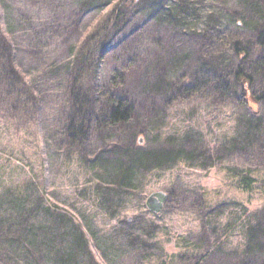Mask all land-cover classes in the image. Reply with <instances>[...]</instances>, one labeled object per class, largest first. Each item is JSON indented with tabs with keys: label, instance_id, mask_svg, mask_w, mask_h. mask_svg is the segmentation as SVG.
Here are the masks:
<instances>
[{
	"label": "rangeland",
	"instance_id": "obj_1",
	"mask_svg": "<svg viewBox=\"0 0 264 264\" xmlns=\"http://www.w3.org/2000/svg\"><path fill=\"white\" fill-rule=\"evenodd\" d=\"M180 1L147 3L171 9L179 8ZM1 4L3 12L20 20L12 24L19 59L27 70L44 71L48 62L63 66L73 51L85 58L91 53L87 50L98 47L111 52V65L118 58L136 56L139 64L126 79L136 121L125 133L109 134L115 138L110 144L131 146L128 132L134 130L140 133L135 149L138 140H143L141 150L180 155L162 170L145 173L134 193L98 192V180L90 178L97 172L82 159L83 150L58 144L68 90L51 83L50 75L39 74L40 108L19 107L0 81V217L12 221L20 212L29 221L24 246L45 247L32 240L38 230L41 238L46 237L45 243H52L54 234L59 236V256L78 246L80 256L89 258L93 252L97 264H264V103H259L254 116L239 105L237 96L230 100V93L218 88V83L229 82L237 68L222 44L209 41L194 27L158 26L131 15L113 22L116 30L94 36L96 41L79 47L83 29L76 0H3ZM192 4L202 9L196 18L208 19L217 31H223L228 15L236 12L232 0H195ZM104 20L113 21L108 16ZM229 32L247 42L256 41L242 19ZM248 45L249 72L261 55ZM30 54L38 55V60L32 63L35 58ZM88 65L92 75L91 61ZM243 68L246 71L245 63ZM260 80L254 77L255 93L262 90ZM172 82L175 88L168 85ZM185 82L199 85L200 91L180 100L177 88ZM78 85L83 95L88 94V75ZM250 119L252 123L259 119V134L243 141ZM104 144V136L95 137L86 145L87 153L90 148L96 154L105 152ZM243 177L252 179L249 192L238 186ZM155 192L168 195L159 215L145 207L146 198ZM33 255L6 248L0 252V264H53L50 255L40 263L33 261ZM72 258L69 264L81 263L79 257Z\"/></svg>",
	"mask_w": 264,
	"mask_h": 264
},
{
	"label": "trees",
	"instance_id": "obj_2",
	"mask_svg": "<svg viewBox=\"0 0 264 264\" xmlns=\"http://www.w3.org/2000/svg\"><path fill=\"white\" fill-rule=\"evenodd\" d=\"M2 1L0 0V81L6 88L8 98H13L19 107L34 106L40 108L42 99L40 96L41 84L37 81L39 74L50 75L48 80L51 83H57L56 86H59V89L64 87L68 90L66 105L62 110L67 115L64 119L61 118L59 124L61 138L58 144L61 148L83 150L82 159L88 160L93 165L91 168L97 172L90 178L92 181L98 180V192L106 194L103 190L107 189L110 190L109 193L113 192L115 196L134 193L139 186H142L145 173L151 170L160 171L180 157L179 153H171L165 150L148 151L144 148L141 150L139 145L135 149V139L139 137L140 133L136 134L134 130L128 132L131 137L129 138L131 139V146L128 143V146L119 148V145L113 147L110 144L115 138L111 139L108 137L109 134L125 133V128L127 126L132 128L131 125L136 121L135 109L126 88V79L128 81L131 75L130 69L137 67L140 61L136 56L131 59L128 57L125 59L118 58L111 65L112 60H109L111 52L106 48L98 47L94 51L87 50L91 53L85 58H80L81 56L79 57L78 53L75 54L73 51L72 55L68 56L69 61L63 66L48 62L47 69L44 71L37 70L36 67L27 70L22 66L19 59L17 32L12 24V22L17 23L20 20L11 18L8 13L3 12ZM76 1L81 7L80 21L83 29V42L79 47L96 41L97 36L102 35L103 32L116 30L117 26L113 22L119 21L120 23L122 22L120 19L131 15L144 18V20L150 21L149 23L158 26L163 24L181 30L188 27L197 28L198 31H201L200 33L208 36L209 41H217L222 44L223 52L233 56L237 68L230 75L231 78L225 86L237 94L238 98L235 99L238 100L239 105L253 112L254 116L258 114L259 103H264V56H262L264 50V18H260L264 14V0H232L236 3L234 5L236 12H231L228 15L223 31H217V27L207 22L208 19L202 22L196 18L202 9L197 10L198 7L192 4L195 0H181L180 3L177 2L178 5L180 4L179 8L171 9L170 6L164 4L147 3L150 0ZM109 10L111 14L108 13ZM104 16L112 18L113 21H105ZM97 17L99 18L97 19ZM239 19L243 20L245 28H251L256 36V41L247 42L235 32H229V27L235 25ZM101 20L105 23H102ZM107 27L109 29L105 30ZM217 35L219 37H214ZM94 36L96 38L93 40ZM248 43L256 50L255 55H261L258 62L253 63L249 72L247 65L251 63V60H249ZM37 56L30 54V57L35 58L31 61L32 63L38 60ZM89 61L92 63V70L94 69L92 75L88 69ZM244 63L248 73L243 68ZM74 70H81L80 74H73ZM87 70L88 72H86ZM87 75L90 90L88 94L83 95L78 84L82 82V77ZM254 77H261L260 83H262V90L256 93L252 91L251 87L254 83ZM168 85L175 88L176 84L172 82ZM56 86L54 85V87ZM180 88L179 90L177 88L178 95L181 96L180 100L186 95H195L196 91H200V86L195 83L189 85L185 82L180 84ZM222 94L224 95V93ZM245 126L243 141L250 137L253 138V136L255 138L259 134L257 130L261 127L259 119L253 123L250 119ZM100 135L104 136L109 152L96 154L91 151L93 148H90V152L87 153L86 145L91 144L95 137L98 138ZM131 147L134 148L131 149ZM238 182L241 190L249 192L252 185L250 177H243ZM105 196L110 199L108 194ZM20 214L19 212L13 215L12 221L10 218L6 220L5 217H0V238L4 240L2 244L0 243L1 253L5 252L6 248L8 251L21 253L23 256L32 253L34 255L31 258L36 263H40L44 259L48 261L47 257L50 255L53 264H69L71 260H74L72 257H79L80 264H97L92 255L91 247L92 253L89 258L86 255L80 256L78 252L81 249L78 246L66 249L67 252L73 253L65 252L59 256L57 251V246L60 245L59 236L55 234L52 237V243H45L46 237L41 238L40 232L37 230L34 232L35 236L32 237V240L34 243H39L45 247L24 246L22 241L24 236L26 237L24 232L29 227V221ZM3 220L7 222L2 223ZM4 230L6 231L4 232ZM66 248H68L67 245ZM76 248H79L78 251L75 250Z\"/></svg>",
	"mask_w": 264,
	"mask_h": 264
},
{
	"label": "water",
	"instance_id": "obj_3",
	"mask_svg": "<svg viewBox=\"0 0 264 264\" xmlns=\"http://www.w3.org/2000/svg\"><path fill=\"white\" fill-rule=\"evenodd\" d=\"M142 140H139V144ZM167 201V195L164 192H155L150 194L145 200L146 209L153 214H160Z\"/></svg>",
	"mask_w": 264,
	"mask_h": 264
},
{
	"label": "bare ground",
	"instance_id": "obj_4",
	"mask_svg": "<svg viewBox=\"0 0 264 264\" xmlns=\"http://www.w3.org/2000/svg\"><path fill=\"white\" fill-rule=\"evenodd\" d=\"M219 86L220 87H222V88H224V89H226L229 93H230V100L232 99H234L235 98V96L237 95L235 92H231V90H229L226 86H224L222 83H218V88H219ZM235 94V95H234ZM106 147H104V148H102V150L103 151H107L108 150V145L107 144H104ZM163 211V210H162Z\"/></svg>",
	"mask_w": 264,
	"mask_h": 264
}]
</instances>
